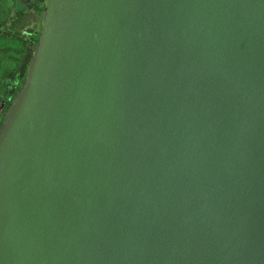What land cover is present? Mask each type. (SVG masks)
<instances>
[{"label":"water","instance_id":"obj_1","mask_svg":"<svg viewBox=\"0 0 264 264\" xmlns=\"http://www.w3.org/2000/svg\"><path fill=\"white\" fill-rule=\"evenodd\" d=\"M0 123V264H264V0H44Z\"/></svg>","mask_w":264,"mask_h":264},{"label":"rangeland","instance_id":"obj_2","mask_svg":"<svg viewBox=\"0 0 264 264\" xmlns=\"http://www.w3.org/2000/svg\"><path fill=\"white\" fill-rule=\"evenodd\" d=\"M42 2L0 0V112L4 98L10 97L8 88L26 69L33 48L29 37L40 30L39 15L30 5Z\"/></svg>","mask_w":264,"mask_h":264},{"label":"trees","instance_id":"obj_3","mask_svg":"<svg viewBox=\"0 0 264 264\" xmlns=\"http://www.w3.org/2000/svg\"><path fill=\"white\" fill-rule=\"evenodd\" d=\"M30 6L32 8V11H34L36 14L39 15V21H40L41 20V18H40L41 12H42V10L44 8V0H43V2L41 4L40 3H34V4H31ZM38 36H39V31H37V32L33 33L32 35H30L29 43L31 45H33L32 47H34ZM32 52H33V48H32ZM31 56H32V53H31V55L29 57V60H30ZM28 62H27V64H28ZM27 64H26V66H27ZM26 66H25V68H26ZM24 78H25V70H24L23 74L21 75V77H19L18 79H16L14 81L13 87L8 88V92H9V90H11V88H12V91L10 92V97L9 98H4V100L2 101V112H1V116H0V123H1L2 116H3L7 106L11 102L12 97L23 86Z\"/></svg>","mask_w":264,"mask_h":264},{"label":"crops","instance_id":"obj_4","mask_svg":"<svg viewBox=\"0 0 264 264\" xmlns=\"http://www.w3.org/2000/svg\"><path fill=\"white\" fill-rule=\"evenodd\" d=\"M2 105V104H1ZM1 112H2V110H1ZM1 112H0V114H1Z\"/></svg>","mask_w":264,"mask_h":264}]
</instances>
